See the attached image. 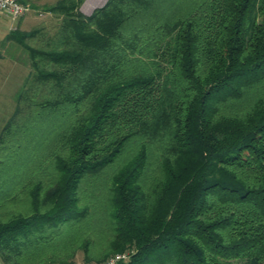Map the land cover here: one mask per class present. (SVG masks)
Instances as JSON below:
<instances>
[{"label": "trees", "instance_id": "obj_1", "mask_svg": "<svg viewBox=\"0 0 264 264\" xmlns=\"http://www.w3.org/2000/svg\"><path fill=\"white\" fill-rule=\"evenodd\" d=\"M81 2L3 40L0 263L264 264V0Z\"/></svg>", "mask_w": 264, "mask_h": 264}, {"label": "rangeland", "instance_id": "obj_2", "mask_svg": "<svg viewBox=\"0 0 264 264\" xmlns=\"http://www.w3.org/2000/svg\"><path fill=\"white\" fill-rule=\"evenodd\" d=\"M57 1L24 0L23 4L28 7L24 17L14 23L8 20L0 22V129L11 114L14 96L23 87L30 71L25 52L8 44L3 46L4 37L15 29L29 31L37 26L43 25L49 28L54 26L58 20L45 8L54 5ZM76 264H83L80 254L76 258Z\"/></svg>", "mask_w": 264, "mask_h": 264}, {"label": "built area", "instance_id": "obj_3", "mask_svg": "<svg viewBox=\"0 0 264 264\" xmlns=\"http://www.w3.org/2000/svg\"><path fill=\"white\" fill-rule=\"evenodd\" d=\"M109 0H82L77 11L83 17H89L93 12L103 8ZM28 7L19 0H0V22L8 20L14 23L24 17ZM127 254H116L108 258L102 264H118L127 259Z\"/></svg>", "mask_w": 264, "mask_h": 264}]
</instances>
